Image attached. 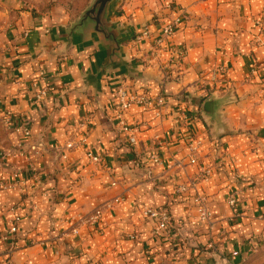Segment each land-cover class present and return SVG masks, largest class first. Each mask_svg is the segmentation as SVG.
<instances>
[{"label":"crops","instance_id":"0c3cea01","mask_svg":"<svg viewBox=\"0 0 264 264\" xmlns=\"http://www.w3.org/2000/svg\"><path fill=\"white\" fill-rule=\"evenodd\" d=\"M4 3L0 123L10 108L30 128L25 143L37 149L0 165V180L10 181L12 169L21 177L0 189V232L11 225L10 207L21 218L17 232L0 243V264H239L255 251L264 238V0H110L109 38L88 19L35 11L20 0ZM176 8L184 23L173 44L185 54L169 65L150 60L147 43L135 36ZM220 65L226 73L217 72ZM118 82L166 99L162 117L138 108L127 113L136 126L134 146L113 120L111 89ZM40 86L47 94L35 102ZM210 98L217 102L213 118L202 113ZM182 107L191 115L186 124L175 115ZM83 129L86 144L64 159V143ZM4 136V147L19 139ZM189 136L201 140L199 155L212 166L201 190L211 219L194 225L186 216L189 196L174 190L195 169L172 165ZM158 146L161 164L153 166L146 156ZM86 150L101 164L93 167ZM118 196L122 202L104 210L96 225L79 221ZM144 205L168 209L171 238L153 235L140 213Z\"/></svg>","mask_w":264,"mask_h":264},{"label":"built area","instance_id":"2783aa9c","mask_svg":"<svg viewBox=\"0 0 264 264\" xmlns=\"http://www.w3.org/2000/svg\"><path fill=\"white\" fill-rule=\"evenodd\" d=\"M264 17V11H263ZM257 25H261L262 20L257 19ZM184 15L180 9H175L171 18L160 23L159 28L152 32L149 26H144L135 36V40L138 43H147V51L150 55V60L162 58L165 60V64H170L172 57L180 60L184 56L185 52L182 48L176 47L173 44V37L175 32L183 25ZM216 72V70H215ZM217 72L226 73V67L220 65L217 67ZM47 86H40L38 91L33 95V101H39L43 96L47 94ZM111 97L114 101V111L112 113L115 125L118 128L120 135H122L126 141L134 146L136 141L134 138L135 125L131 124L127 120V113L133 108H138L143 112H153L156 117H162L164 114L162 111L166 104L164 95L158 93L153 94L149 91H138L128 87L123 82L116 83L111 89ZM175 115L181 123H187L190 118V112L186 107L175 112ZM1 122L5 133L10 137L11 135L19 136V139L12 141V144L8 147L0 146V165L8 161H17L18 159H26L29 151H36V146L27 145L25 139L31 134L30 128L27 124L19 121L14 112L10 108H5L2 112ZM86 123V121H85ZM87 128V127H86ZM88 138L87 129L79 130V132L71 139H68L63 146V158L68 157V153L75 147H83ZM202 146V142L197 137H191L186 143L184 149V155L175 158L173 161V167L183 169L185 166H191L195 169L194 176L178 183L175 187V193L178 195H188V205L186 207V216L188 222L194 225L198 221L209 222L211 219V211L208 207L207 200L202 193L203 185H206L212 177V166L208 161H203L199 155V149ZM162 146H158L151 150L146 158L147 161L153 166L161 164V150ZM85 156L89 163L93 167L101 164L102 159L100 155L90 151H85ZM11 180H0V189L9 190L13 188L21 179L19 169H12L10 171ZM116 181H111L110 186H115ZM123 197H114L113 199L106 201L100 207L95 208L85 218H79V221L90 225H96L103 215L104 210L112 209L113 206L120 204ZM230 206H235L237 202L236 194L232 195L228 199ZM17 207H10V211L13 213L11 219V225L7 232H0V243L6 242L12 234L17 232L18 224L21 221L20 216L16 213ZM195 212V213H194ZM141 216L149 221L152 225L153 235H163L171 238V228L174 221L168 211L164 207L148 206L144 205L141 208ZM195 214V215H194ZM259 218L264 220V212L259 215ZM75 234L78 233L76 228L73 229ZM127 238L135 240L137 236L133 233H128ZM211 244H209L210 246Z\"/></svg>","mask_w":264,"mask_h":264},{"label":"rangeland","instance_id":"374dc122","mask_svg":"<svg viewBox=\"0 0 264 264\" xmlns=\"http://www.w3.org/2000/svg\"><path fill=\"white\" fill-rule=\"evenodd\" d=\"M23 5L39 12L59 11L66 12L74 21H78L84 11L91 5L93 0H20ZM4 0H0V29L2 25V14L4 13ZM4 134L0 126V138ZM254 252H250L248 257L239 264H264V238L260 239L256 247L252 246Z\"/></svg>","mask_w":264,"mask_h":264},{"label":"water","instance_id":"95a60500","mask_svg":"<svg viewBox=\"0 0 264 264\" xmlns=\"http://www.w3.org/2000/svg\"><path fill=\"white\" fill-rule=\"evenodd\" d=\"M110 0H93L91 5L84 11L81 16V21L90 20L94 23V29L109 38L110 33L104 22V13L106 6ZM217 107V102L214 98L204 101L202 106V113L208 117L213 118Z\"/></svg>","mask_w":264,"mask_h":264},{"label":"trees","instance_id":"16d2710c","mask_svg":"<svg viewBox=\"0 0 264 264\" xmlns=\"http://www.w3.org/2000/svg\"><path fill=\"white\" fill-rule=\"evenodd\" d=\"M160 22H155L153 25H154V27L152 28V32H155L158 28H159V24ZM0 126H1V128L3 129V126H2V123H0ZM3 131H4V129H3ZM6 133H5V131H4V134H2V136H1V138H0V140L2 141L1 143H2V145H4V144H6L7 142H4L5 140H4V138H5V135ZM190 136L189 137H187V139L185 140V144L190 140ZM8 147V146H7Z\"/></svg>","mask_w":264,"mask_h":264}]
</instances>
